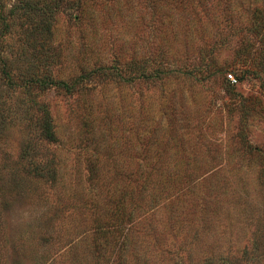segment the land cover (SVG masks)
Wrapping results in <instances>:
<instances>
[{"label": "rangeland", "instance_id": "374dc122", "mask_svg": "<svg viewBox=\"0 0 264 264\" xmlns=\"http://www.w3.org/2000/svg\"><path fill=\"white\" fill-rule=\"evenodd\" d=\"M33 1L58 13L0 61V264H264V0Z\"/></svg>", "mask_w": 264, "mask_h": 264}, {"label": "trees", "instance_id": "16d2710c", "mask_svg": "<svg viewBox=\"0 0 264 264\" xmlns=\"http://www.w3.org/2000/svg\"><path fill=\"white\" fill-rule=\"evenodd\" d=\"M57 7H51L49 4L42 2L41 4L35 3L33 0H14L13 2L8 4L7 0H0V61L4 65L9 62V53L6 48L8 46L7 41L11 36V29L13 27L11 21L13 18H21V17H36L39 18L40 25H45L49 31V22L52 20L54 16L58 13ZM2 56V57H1ZM164 71L155 69L149 74L144 72L141 74V77L146 79L150 78H161L164 75ZM116 78H119L121 81H124L123 76L119 75L118 72L115 74ZM1 76L4 79V82L9 90H13L17 88V83L13 81L11 77V72L9 70L5 71L4 68L1 70ZM62 87L66 92H73L76 89L75 86L68 85L65 82H58L54 80H50L48 78H41L34 81H30L26 83L24 86L25 89H38L39 91L48 90L51 87ZM0 136L3 135L4 125H0ZM40 130L44 139L48 142H56L57 138L54 132L53 124L50 118V114L46 109L41 110V122H40ZM261 227V224L259 225ZM261 228H258V232L260 233V237L258 238V244L264 243V233L263 231H259ZM260 260L256 261V264H259Z\"/></svg>", "mask_w": 264, "mask_h": 264}, {"label": "built area", "instance_id": "2783aa9c", "mask_svg": "<svg viewBox=\"0 0 264 264\" xmlns=\"http://www.w3.org/2000/svg\"><path fill=\"white\" fill-rule=\"evenodd\" d=\"M228 79L232 82V83H237V79L233 77V75L228 74L227 75Z\"/></svg>", "mask_w": 264, "mask_h": 264}]
</instances>
